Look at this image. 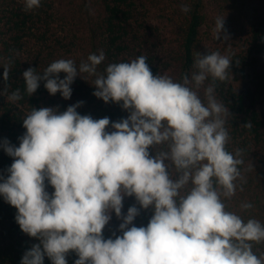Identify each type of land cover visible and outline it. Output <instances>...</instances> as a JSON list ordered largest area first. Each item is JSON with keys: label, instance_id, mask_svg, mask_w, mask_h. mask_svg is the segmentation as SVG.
Segmentation results:
<instances>
[{"label": "clouds", "instance_id": "obj_1", "mask_svg": "<svg viewBox=\"0 0 264 264\" xmlns=\"http://www.w3.org/2000/svg\"><path fill=\"white\" fill-rule=\"evenodd\" d=\"M40 6L41 0H24L25 11ZM222 32L227 39L224 17H218L216 40ZM105 59L100 50L78 66L61 58L42 72L29 68L23 91L9 93L8 86L0 93L16 103L43 81L50 95L70 99L71 84L86 74L94 96L129 113L110 122L79 114L83 101L63 112L31 108L19 146L0 143L13 158L7 177L0 176V196L17 209L20 229L38 241L20 264H44L45 256L51 264H68L70 252L78 257L74 264H264V253L254 251L264 244V222L245 219L252 203L242 202L239 211L228 203L246 182L243 150L228 149L230 113L216 95L232 59L219 51L197 53L191 72L179 79L153 74L143 55L101 71ZM12 62L3 65L5 82ZM126 196L152 210L146 227L134 225L135 205L122 213ZM113 212L122 234L105 239Z\"/></svg>", "mask_w": 264, "mask_h": 264}, {"label": "trees", "instance_id": "obj_2", "mask_svg": "<svg viewBox=\"0 0 264 264\" xmlns=\"http://www.w3.org/2000/svg\"><path fill=\"white\" fill-rule=\"evenodd\" d=\"M218 17H224L227 39L225 32L217 40L214 37ZM100 50L106 56L101 71L109 63L143 55L153 74L167 73L176 79L191 72L197 53L219 51L232 59L229 77L218 82L216 95L230 113L228 149L243 150L241 170L246 182L228 203L234 211L242 202L252 203L253 209L242 213L245 219L254 216L264 222V0H41V6L31 11H25L24 0H0V93L8 86L9 93L16 88L23 91L22 73L29 68L42 72L61 58L72 59L78 66ZM9 59L13 62L5 82L3 65ZM64 75L60 73V78ZM82 76L71 84L70 99L59 92L50 95L43 81L33 95L24 93L16 103L0 94V143L7 139L19 146L18 138L26 131L23 117L31 108L63 112L83 101L77 108L81 115L108 117L110 122L127 118L129 113L121 104L94 96L93 78ZM249 122L252 127H245ZM107 130L113 129L109 125ZM12 162L0 147V176L7 177ZM46 190L54 192L51 185ZM133 205L140 208L134 196H126L122 213ZM152 214L151 209L140 208L134 225L146 227ZM16 215L17 209L0 196V264H20L25 251L38 243L20 229ZM121 222L113 212L104 238L121 235ZM254 251L264 253V244ZM66 259L74 264L78 257L70 252ZM44 264H51L47 256Z\"/></svg>", "mask_w": 264, "mask_h": 264}]
</instances>
